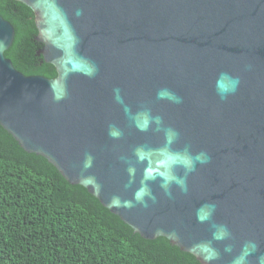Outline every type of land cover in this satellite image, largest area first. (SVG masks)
Here are the masks:
<instances>
[{
  "label": "water",
  "instance_id": "95a60500",
  "mask_svg": "<svg viewBox=\"0 0 264 264\" xmlns=\"http://www.w3.org/2000/svg\"><path fill=\"white\" fill-rule=\"evenodd\" d=\"M17 1L34 11L39 54L57 76H28L15 67L5 55L15 28L0 14V125L142 237H165L202 264H232L252 242L257 250L247 264H258L264 256V0ZM221 72L240 78L223 100L216 90ZM161 89L182 102L158 99ZM125 106L133 114L148 110L174 129L172 151L210 156L187 175V193L172 184L169 197L157 177L147 181L155 202L135 203L152 166L139 162L136 150H152L154 164L166 143L154 124L138 130ZM110 125L123 135L110 137ZM85 154L94 158L86 172ZM130 165L135 175L125 187ZM175 171L184 176L183 168ZM82 174L99 187L83 183ZM113 197L134 207L112 206ZM206 203L216 208L202 223L197 209ZM214 224L226 226L230 238L214 240ZM206 242L218 259L205 261L196 246Z\"/></svg>",
  "mask_w": 264,
  "mask_h": 264
},
{
  "label": "trees",
  "instance_id": "16d2710c",
  "mask_svg": "<svg viewBox=\"0 0 264 264\" xmlns=\"http://www.w3.org/2000/svg\"><path fill=\"white\" fill-rule=\"evenodd\" d=\"M15 28L5 52L25 75L57 76L39 54L34 11L0 0ZM0 264H202L167 238L146 239L0 125Z\"/></svg>",
  "mask_w": 264,
  "mask_h": 264
},
{
  "label": "clouds",
  "instance_id": "9594fccd",
  "mask_svg": "<svg viewBox=\"0 0 264 264\" xmlns=\"http://www.w3.org/2000/svg\"><path fill=\"white\" fill-rule=\"evenodd\" d=\"M246 69L250 70L251 65H246ZM240 85V78L234 77L226 72H221L216 80V90L217 94L223 100L228 95L233 94L237 91V88ZM51 87V85H50ZM116 95V100L120 103H123L122 98L120 96V90H114ZM62 97L56 96L55 99L59 100ZM158 99H167L173 103H181L182 98L176 93L172 92L169 89H161L157 92ZM125 113L129 116V118L133 121L135 126L140 131H147L153 124L156 126V131H163L165 135V143L166 147L159 150V155L161 159L156 160L153 164L152 161V150H145L143 148H138L136 150V156L139 162L148 161L150 167L145 168V179L141 182V186L134 193V201L135 203L142 204L144 207H148L147 200L150 199L155 202L156 197L151 192V189L148 186V180H154L157 177L161 180V187L164 189L165 194L171 197L170 186L172 184L177 185L181 191L187 193V175L193 172L196 168V165L199 164H207L210 161V156L201 152L196 155H192L191 152L185 148L183 151H172L171 145L175 142L178 137V133L172 128H163L162 127V118L160 116H152L151 112L148 110L140 111L135 114L131 112L129 108L125 106ZM108 135L113 139L120 138L123 133L117 128L115 125H110L108 130ZM93 156L91 154H85V159L82 164V169L86 172L93 165ZM121 159H124L121 157ZM178 168L184 169V176H180L175 171ZM130 180L128 187L131 185L135 175V168L133 166H129L128 168ZM82 182L86 185H95L97 188L98 184L95 182V178L91 176H83L82 174ZM112 206H124V207H134L133 201L126 200L121 201L119 197H113L111 201ZM216 205L214 203H206L201 205L199 209H197V220L200 222H205L211 219L213 213L215 212ZM213 239L216 241H223L230 238V232L228 228L224 225H213ZM196 247L200 248L202 253L204 254V259L207 262H211L219 258V252L215 249L211 242L202 243L197 245ZM257 250V245L252 242L246 243L240 254L235 256L232 260V264H247V258L253 252ZM225 252L231 253L233 251L231 245H226ZM258 264H264V256L258 258Z\"/></svg>",
  "mask_w": 264,
  "mask_h": 264
}]
</instances>
